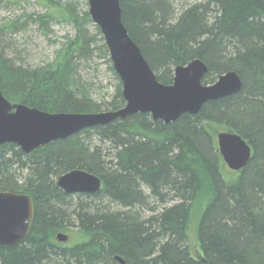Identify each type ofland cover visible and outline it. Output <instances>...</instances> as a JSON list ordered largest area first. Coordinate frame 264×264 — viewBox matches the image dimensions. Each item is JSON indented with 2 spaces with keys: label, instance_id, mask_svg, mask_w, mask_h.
I'll use <instances>...</instances> for the list:
<instances>
[{
  "label": "trees",
  "instance_id": "16d2710c",
  "mask_svg": "<svg viewBox=\"0 0 264 264\" xmlns=\"http://www.w3.org/2000/svg\"><path fill=\"white\" fill-rule=\"evenodd\" d=\"M44 2L46 12L33 23L45 34L63 19L76 34L52 62L33 69L13 64L0 46L1 91L11 103L50 114L99 113L77 69L97 37L109 56L101 31L95 26L97 36L89 35V12L81 15L74 2ZM120 7L160 83L172 84L176 67L200 60L208 67L204 84L235 72L242 90L170 124L138 113L28 155L15 144L0 146V192L28 195L34 207L28 236L0 246V264H264V0H120ZM23 25L0 27V38ZM109 106H125L120 87ZM220 132L241 136L252 149L246 167L230 177L216 143ZM76 169L98 176L101 191L71 195L56 186ZM196 208L201 259L188 244ZM73 217L78 241L66 246L56 236L74 227Z\"/></svg>",
  "mask_w": 264,
  "mask_h": 264
},
{
  "label": "water",
  "instance_id": "95a60500",
  "mask_svg": "<svg viewBox=\"0 0 264 264\" xmlns=\"http://www.w3.org/2000/svg\"><path fill=\"white\" fill-rule=\"evenodd\" d=\"M87 1L91 20L101 31L113 69L122 83L125 106L100 113L50 114L9 102L0 88V146L15 144L28 155L54 141L138 113L150 114L154 121L170 124L184 114L198 115L204 104L242 90V80L235 72L204 84L208 67L200 60L176 67L172 84L160 83L122 22L120 0ZM216 143L223 163L232 172L243 170L252 158L250 145L237 134L220 132L216 135ZM56 186L67 194L92 195L101 191L102 180L76 169L60 176ZM33 216L30 196L0 192V246L23 242L29 234ZM56 238L59 243L69 240L64 233L57 234ZM120 262L124 263L122 259Z\"/></svg>",
  "mask_w": 264,
  "mask_h": 264
},
{
  "label": "rangeland",
  "instance_id": "374dc122",
  "mask_svg": "<svg viewBox=\"0 0 264 264\" xmlns=\"http://www.w3.org/2000/svg\"><path fill=\"white\" fill-rule=\"evenodd\" d=\"M68 1L74 2L80 8L79 12L81 15L89 11V5H85V3H88L87 0ZM192 1L188 0L189 3ZM182 2L184 3L185 0H182ZM46 9L44 0H0V27L13 22L24 23L22 28L5 30L2 39L0 38V46L4 50V56L16 66L30 69L45 66L54 60L57 50L66 41V38L75 36L74 26L70 22L63 21V19H61V22L52 25L44 34L33 23V18L37 14L44 15ZM54 14L60 19L59 11H54ZM95 26L97 25L93 21L87 26L91 37L97 36ZM101 44L99 37H97L96 43L92 47L93 54L91 58L85 62L78 63L77 71L79 77L88 84L87 86L93 100L100 107V112H108L112 110L109 104L114 102L119 87L122 89V83L114 72L110 57L100 53ZM215 130L216 132L225 131L223 127H216ZM95 142L97 143L96 139ZM232 174V171L225 166L224 175L230 177ZM77 202V198H73L72 206H75ZM73 210L74 207L70 211L72 212ZM148 215L150 214H145V216ZM200 215V210L196 208L188 227V244L192 257L196 259L203 257L198 239ZM71 221H73L72 226L74 227H71L70 231L64 232L70 238L68 243H63L66 246L78 241V236L70 233L71 231H76L77 222L74 217Z\"/></svg>",
  "mask_w": 264,
  "mask_h": 264
},
{
  "label": "bare ground",
  "instance_id": "6f19581e",
  "mask_svg": "<svg viewBox=\"0 0 264 264\" xmlns=\"http://www.w3.org/2000/svg\"><path fill=\"white\" fill-rule=\"evenodd\" d=\"M178 120V119H177Z\"/></svg>",
  "mask_w": 264,
  "mask_h": 264
}]
</instances>
